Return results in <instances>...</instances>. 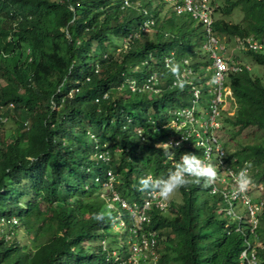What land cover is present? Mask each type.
<instances>
[{
    "label": "trees",
    "instance_id": "obj_1",
    "mask_svg": "<svg viewBox=\"0 0 264 264\" xmlns=\"http://www.w3.org/2000/svg\"><path fill=\"white\" fill-rule=\"evenodd\" d=\"M149 10L159 19L146 31L141 24L149 16L120 0H0V264H119L130 253L126 239L140 243L150 230L154 259L139 251L137 264H247L239 257L243 234L226 229L221 201L201 185L182 187L180 199L162 210L149 203L141 236L124 230L122 242L109 241V215L94 219L109 213L105 196L96 195L109 194L110 173L113 190L140 204L137 183L145 173L166 179L184 153H200L180 144L169 149L172 159L164 155L171 111L190 106L191 90L169 85L172 71L163 59L174 50L178 60L201 63L194 46L202 33L186 15ZM213 15L216 33L228 41L264 38V0H219ZM239 49L264 64V51ZM152 73L157 91L143 87ZM223 84L235 109L218 117L220 129L232 136L261 131L223 159L232 167L250 162L251 184L264 193V83L241 65L225 73ZM205 102L201 97L203 108ZM78 213L85 217L71 232ZM13 216L25 234L34 229L31 243L19 241ZM258 222L254 264H264V207ZM100 239L108 244L90 245Z\"/></svg>",
    "mask_w": 264,
    "mask_h": 264
},
{
    "label": "built area",
    "instance_id": "obj_2",
    "mask_svg": "<svg viewBox=\"0 0 264 264\" xmlns=\"http://www.w3.org/2000/svg\"><path fill=\"white\" fill-rule=\"evenodd\" d=\"M121 6H130L139 8L148 18L144 19L141 24L143 30H146L152 24V16L149 10L141 4V0H120ZM169 4L170 10L175 14H185L195 23L202 26L203 43L202 48L205 51L203 56L209 62L206 67L209 72L199 74L190 64L189 58L183 57L176 59L170 55L164 57V66L172 71V68H178L177 73L172 72L171 84L177 85V81H183L185 86L191 90L190 106L180 107L173 111L172 125L175 129H180L174 144L183 143L184 145L200 148V153L196 154L202 160L213 164L217 168L218 178L216 182L208 187L210 193L219 194L224 203L223 212L235 220L234 230L245 228L248 233L244 236L245 246L240 251L239 257L246 260L247 264L255 263L254 245L257 244L259 237L258 213L264 207V193L261 184H251L247 191L241 193L238 190L236 178L238 173L245 168L242 166H229L223 159L225 150L221 140L217 135V128L220 126L219 116H223L228 109L227 96L230 94L229 89L223 84L224 75L227 71H237L240 66L249 69V65L230 57L226 50L230 46L229 42L218 35L213 27L214 10L219 0H163ZM130 35V34H128ZM234 47H249L256 50L264 51V38H253L246 36L244 38H233ZM172 61L175 64L172 65ZM193 77L196 79L194 80ZM157 77L150 74L146 77L143 87L157 91ZM199 82V83H198ZM204 84L205 88L199 85ZM131 89L134 88L132 83L129 84ZM206 97V106L203 108L200 104L201 97ZM198 107V108H197ZM204 110L205 118L200 119L199 110ZM232 114V113H231ZM90 135H93L90 133ZM104 159L109 155L106 150L102 152ZM109 161V160H108ZM110 170L107 171L109 174ZM146 176H149L147 174ZM111 173L106 185H110ZM252 187L258 191L256 197H252ZM153 202L159 209H164L165 201L159 197L158 193L146 192V199L142 207H146ZM14 220V219H12ZM252 238V240H250ZM152 243V239L150 242ZM146 242H144V245Z\"/></svg>",
    "mask_w": 264,
    "mask_h": 264
},
{
    "label": "clouds",
    "instance_id": "obj_3",
    "mask_svg": "<svg viewBox=\"0 0 264 264\" xmlns=\"http://www.w3.org/2000/svg\"><path fill=\"white\" fill-rule=\"evenodd\" d=\"M132 8H134V7H132ZM147 9L149 10V8H147ZM169 10H170V8H169ZM149 12H150V10H149ZM176 15H181V14H176ZM196 24H198V23H196ZM201 33H202V29H201ZM203 39H204V37H203V33H202V39H201L200 46L199 47L195 46V50H197L198 54H199V49L201 50V53L204 51L202 49ZM226 41H228V40H226ZM228 42L230 44L231 41L229 40ZM170 51H173V54H174V50H170ZM168 55H170V52ZM204 55H205V51H204ZM183 57L189 58L190 64L193 66V68L199 74H201L203 72H207V71L209 72V68L206 67V64L209 62L207 59L204 58V60H202L199 58V55H197L195 58L199 59L201 61V63L192 64L193 60H195L194 58H192L190 56H183ZM232 58H234V57H232ZM249 68H250V66H249ZM172 72L174 74L177 73L178 68H176V67L172 68ZM171 79H172V77L170 78V81H169L170 86L172 85ZM176 86L179 87L180 90L182 91L184 89L185 85H184L183 81H177ZM190 96H191V94H190ZM182 107H184V106H182ZM176 109H178V108H176ZM176 109H174V110H176ZM174 110L171 111L170 119L166 124L173 131V135L170 136L169 138H167L165 140V142H163L164 143V149H165L164 155L166 157H168L169 159H172L174 157V153L169 151V149L172 147V145H176L177 147H179L180 144H183L182 142L177 143V144L173 143L178 137V132L180 133V129H175V127L172 125L173 111ZM202 118H205V116L200 115V119H202ZM219 128L220 127H218L217 130ZM218 137H219V135H218ZM219 139H220V137H219ZM185 146H189V145H185ZM222 146H223V144H222ZM191 147L198 148L200 150V148L197 146L196 147L191 146ZM223 148H224V146H223ZM225 152H227V151L225 150ZM250 167H251L250 162H246L245 168H243L237 175L236 183L238 186V190L241 193L247 191V189L249 188V186L252 183V178L248 173V168H250ZM147 174H149V176H146ZM217 178H218L217 168L213 164L208 163L205 160H202L196 154L184 153L181 157V160L174 164V170L169 171L166 179L165 178H153L149 172L144 174V177H142L140 179L139 183H137V188H139L140 191H144V198L140 204L129 203L124 197L120 196L115 190H113L112 183L110 181V185L109 186L107 185V187H106V188L110 189L109 194H107V195L104 193L101 194V196L104 195L106 198L105 210H106V212H109V213H105V212L96 213L94 215V219L103 220L105 215H109L110 221L115 220V221H119L123 224V230L122 231H124V230H126L128 232L138 231V234L141 236V229H142L141 224H143V222H145L149 219L147 212H146V207L148 205L146 207L145 206L142 207V204L144 203V200L146 199V192L150 191L153 193H158L159 197L162 200H165V202H166V200H168L175 192H177L182 187H186L190 184L201 185L202 187L206 188V190L209 194L217 195L218 199L222 203V210H223L224 203L221 200L219 194L210 193L208 191V187L213 185L216 182ZM252 192H251L252 197H256L257 193L254 195V194H252ZM124 218H127L128 223L125 221ZM229 218H230V221L225 224L226 229L228 228V230L241 232L243 234V242H244V236L247 237L248 231L245 228H242L241 230H234L233 227L235 225V220L231 217H229ZM12 219H14V217L11 218V221H12ZM228 224H229V226L227 227ZM141 237L142 238L140 240V243H138L137 241H131L130 242L128 239H126V243L128 244V248L130 249V253L126 258L120 259L119 264L120 263L123 264L125 260H127V263H124V264H137V253L139 251H141L143 254V253H145L146 249L150 253V256L148 255V257L152 260L154 259V255H153L154 249L151 246V244L154 241V231L150 230V231H148L147 236H141ZM150 239H152V243H149ZM258 239H259V237H258ZM144 242H146L145 245H144ZM133 243H135V244L133 245ZM260 245H254V247L260 246ZM244 246H245V242H244ZM101 247H103V246H101ZM111 252H112V254H114V259H116V254L114 253V250H112ZM131 253L132 254L136 253V257L133 258ZM152 264H154V263H152Z\"/></svg>",
    "mask_w": 264,
    "mask_h": 264
},
{
    "label": "rangeland",
    "instance_id": "obj_4",
    "mask_svg": "<svg viewBox=\"0 0 264 264\" xmlns=\"http://www.w3.org/2000/svg\"><path fill=\"white\" fill-rule=\"evenodd\" d=\"M141 4L143 6H145L146 8H149V9H154V8H157L160 10V13L162 14V16H164V14H169L170 13V10H169V4L166 3V2H163V1H159V0H141ZM182 16H185V14H181ZM187 16V15H186ZM188 17V16H187ZM229 16H224V18H228ZM189 18V17H188ZM159 18H152V24L155 22V20H158ZM190 19V18H189ZM193 28H194V32H199L201 31L202 29V26L200 24H196L193 20ZM196 26V28L194 27ZM150 27V26H149ZM147 28L146 31H150L151 29L150 28ZM193 41V37L190 36L189 38V42L192 43ZM230 46L227 48L226 50V53L230 56V57H236L240 62H244V63H248L249 66H250V71L254 74H257L261 81L264 83V64H257L255 63L254 61H252L248 55L244 54V52H242L243 50H240L239 48L237 47H234V43H233V40L231 39L230 40ZM190 49H192L193 45L190 44L189 45ZM195 47V46H194ZM203 49V48H202ZM204 51L201 53V50L199 49V58L204 60ZM227 99V98H226ZM227 102H229V100L227 99V101L224 102V104H226ZM229 104V103H228ZM234 107L233 106H230L228 107V109L224 112V115L225 117H229L231 115V113L234 111L233 110ZM204 111V110H202ZM11 124H13L11 122V120L7 119L6 122H5V126H12ZM260 132L259 130H244L242 131L239 135H234L232 136L231 133L225 131L224 129L221 130L220 128L217 130V134L219 135L220 139L222 140V143H224V149L228 152V151H232L234 149V145L235 143L237 144L236 146L238 147L240 144H243L244 142H251V141H254L256 140L259 136H260ZM227 144V145H226ZM110 162V160L108 161ZM114 163V161L112 160V163L111 165ZM151 174V173H150ZM152 175V174H151ZM153 177V176H152ZM253 189H255L254 187H252V191ZM256 190H254L252 192V194H256ZM102 193H99L98 195H96V197H99L101 196ZM169 199H174V200H179L180 199V193H179V190L177 192H175ZM168 199V200H169ZM20 202L22 201L21 198L18 199ZM165 201V200H164ZM167 201V200H166ZM78 213L77 216L73 217L69 224H68V227L70 229V231H74L76 227L79 226V222L80 221H83V217L85 216H82ZM218 216H221L223 218H225L226 223H228L230 221V219L224 215V213H219ZM14 217V220H12L11 222L13 224H15V229L14 231L16 232V235L17 237H19V241L20 242H30L34 239V229H32V231H30L29 233H26L23 232L20 227H18V219L16 216H13ZM111 224H110V227L107 229L109 235H106V238L109 240V238H114L112 239V242H122V238L120 237V233L122 232L123 230V224L119 221H115V220H112L110 221ZM8 227L10 228V226L8 225ZM0 228H2V226H0ZM4 229V228H3ZM4 233L8 232V229H4L3 230ZM12 232V230H11ZM116 234V235H115ZM110 241V240H109ZM90 245L93 247L94 244H98L100 243L101 246H106L108 244L107 240L106 239H100L98 241H95V240H90ZM262 240H258V242H256L257 244H261ZM31 243V242H30ZM135 243H133L134 245ZM133 249V248H132ZM144 255H146L148 257V255L150 256V253L149 251L146 249L145 253H143ZM131 255L133 256V258L136 257V253L135 254H132Z\"/></svg>",
    "mask_w": 264,
    "mask_h": 264
},
{
    "label": "crops",
    "instance_id": "obj_5",
    "mask_svg": "<svg viewBox=\"0 0 264 264\" xmlns=\"http://www.w3.org/2000/svg\"><path fill=\"white\" fill-rule=\"evenodd\" d=\"M233 43H234V42H233ZM197 108H198V107H197ZM234 109H235V108H234ZM234 109H233V110H234ZM199 114L202 115V116H205V115H206V114L202 111V109L199 110ZM216 132H217V131H216ZM220 140H221V139H220ZM221 142H222V140H221ZM222 144H223V143H222Z\"/></svg>",
    "mask_w": 264,
    "mask_h": 264
}]
</instances>
